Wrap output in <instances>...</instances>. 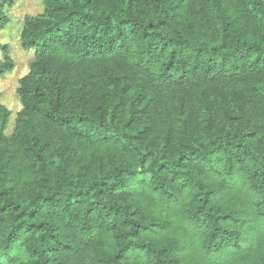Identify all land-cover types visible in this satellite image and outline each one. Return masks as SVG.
I'll list each match as a JSON object with an SVG mask.
<instances>
[{
  "label": "trees",
  "instance_id": "trees-1",
  "mask_svg": "<svg viewBox=\"0 0 264 264\" xmlns=\"http://www.w3.org/2000/svg\"><path fill=\"white\" fill-rule=\"evenodd\" d=\"M41 1L11 133L0 92V264H264V0Z\"/></svg>",
  "mask_w": 264,
  "mask_h": 264
},
{
  "label": "rangeland",
  "instance_id": "rangeland-1",
  "mask_svg": "<svg viewBox=\"0 0 264 264\" xmlns=\"http://www.w3.org/2000/svg\"><path fill=\"white\" fill-rule=\"evenodd\" d=\"M13 4L6 7V12L11 19L9 25L0 32V41L10 47V54L15 60V69L3 76H0L1 101L12 110L11 124L7 130L12 131L13 119L21 108V104L16 92L19 79L29 71V61L33 56V51H25L20 44V32L25 15L37 14L43 10L41 0H12ZM0 59L3 54L0 52Z\"/></svg>",
  "mask_w": 264,
  "mask_h": 264
}]
</instances>
